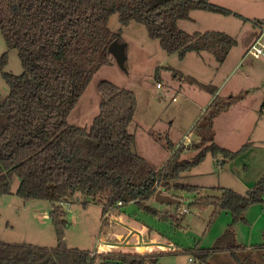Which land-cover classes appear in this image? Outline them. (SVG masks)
Returning <instances> with one entry per match:
<instances>
[{"label": "trees", "instance_id": "obj_1", "mask_svg": "<svg viewBox=\"0 0 264 264\" xmlns=\"http://www.w3.org/2000/svg\"><path fill=\"white\" fill-rule=\"evenodd\" d=\"M196 9L237 14L211 0H0V30L8 47L0 54V71L10 87L7 96L0 94V196L12 193L14 176H18L16 194L25 202L49 200L58 241L55 247L0 241V264H95L99 257L101 262L115 264H150L166 253H185L206 264L216 251L230 252L236 264H260L251 254L240 257L238 251L246 246L238 242L235 227L249 223L246 214L251 206L264 205V176L246 193L218 185L210 187L215 194H203V186L179 180L208 153L232 161L251 141L232 150L214 139L176 145L168 133L159 134L158 140H165L174 152L157 169L138 152L136 134L129 130L137 109L136 93L110 80L98 83L102 98L91 125L68 122L95 73L114 63L109 45L114 40L124 42L123 27L113 31L109 26L114 13L122 26L132 21L144 24L168 53L184 58L192 51L209 52L222 64L238 40L223 30L182 29L179 21L191 18ZM253 22L260 25L264 19ZM11 49L17 50L21 60L20 74L6 70ZM187 80L212 95L217 92L216 85ZM231 104L216 95L209 119L213 121L217 112ZM186 149L196 153L184 158ZM159 189L167 194L194 192L188 210L212 207L210 224L222 211L230 213L231 221L211 247L197 242L173 252L109 251L92 256L89 250L67 245L70 222L64 203L78 195L100 203L103 229L110 223L107 213H117L129 203L153 216L170 218L148 204ZM262 237L259 248H264V230Z\"/></svg>", "mask_w": 264, "mask_h": 264}, {"label": "rangeland", "instance_id": "obj_2", "mask_svg": "<svg viewBox=\"0 0 264 264\" xmlns=\"http://www.w3.org/2000/svg\"><path fill=\"white\" fill-rule=\"evenodd\" d=\"M213 1L237 14L225 15L196 9L192 11L191 18L180 20L179 26L188 32L223 30L236 36L238 43L222 64L209 52L199 54L192 51L184 58L176 53H168L158 39L149 35L144 24L132 21L122 26L118 14H112L110 28L118 31L123 27L122 36L127 44L125 67H121L115 58L113 64L100 67L70 113L68 122L89 127L99 113L102 96L98 83L110 80L136 93L137 109L129 130L136 134L138 152L157 169H161L174 152L166 147L165 140H158L159 134L168 133L176 145L184 143L188 137L199 142L214 139L232 150H238L251 141L232 161L225 162L221 156L214 157L208 153L202 163L179 179L181 182L203 186V194H215L210 187L218 185L246 193L264 176V60L249 57L255 62L254 70L248 68L246 61L241 62L239 72L233 75L237 80L236 85L225 86L222 95H212L187 78L216 86L223 84L232 72V66L242 57L249 40L259 32L253 20L264 19V0ZM7 50L0 30V54ZM8 55L6 70L20 74L23 66L17 50H9ZM159 82L161 86H158ZM9 92L10 87L0 71V94L5 97ZM216 95L222 100H230L232 104L217 112L211 121L209 117L215 109L211 102ZM195 153L193 149H186L182 157H191ZM19 183V177L14 176L12 193L0 196V241L57 246L55 228L49 217L51 202H25L16 194ZM169 195L179 202L160 203L154 194L148 204L159 209L162 215L168 213L170 218L153 216L140 210L135 203H129L119 211L123 214L125 223L110 220L109 225L103 229L102 205L93 202L91 198L78 195L74 200L63 204L65 217L70 222V227L66 230L67 245L94 252L97 249L120 251V246L129 243L134 246L126 251L134 252L139 251L137 244L140 233L147 232L151 235L150 242L147 243L149 250L154 249L152 242L174 244L182 249L193 247L197 242L201 247H211L230 223H227L229 218L231 221L230 213L222 211L210 224L212 207L203 211L190 209L184 213L185 209H189L188 201L196 195L194 192L172 190ZM85 202H88L87 206L84 205ZM246 217L249 223L241 222L236 225L237 240L246 246L238 254L240 257L251 254L260 264H264V259L259 257V244L263 242L264 205L251 206ZM178 223L181 226H177ZM189 257L185 253H166L159 259L163 264H187ZM99 263L100 257L95 264ZM206 264L236 263L230 252L216 251Z\"/></svg>", "mask_w": 264, "mask_h": 264}, {"label": "built area", "instance_id": "obj_3", "mask_svg": "<svg viewBox=\"0 0 264 264\" xmlns=\"http://www.w3.org/2000/svg\"><path fill=\"white\" fill-rule=\"evenodd\" d=\"M249 57L254 58H262L264 59V23L259 25V32L257 33L256 37L254 38L253 42L247 49L245 53L244 59L247 60ZM158 86H161V84L158 83ZM188 142L185 141V143ZM189 143V142H188ZM187 144V143H186ZM122 202H119L118 204L121 205ZM120 211V210H119ZM117 211V213L108 212L106 216L109 217L110 220L123 224L125 222V219L123 217V214ZM188 209H185V212H187ZM150 242V236L146 232L140 233L139 235V243L137 244L139 251H142V247L144 248L147 246V243ZM154 245L153 251H159V252H173L177 249V246L174 244H166V243H160V242H152ZM134 245L129 243H124L121 247L120 251H126V249L133 247ZM112 250H99L97 249L94 252H91V255L100 254L103 252H109ZM152 264H163L160 259H158L155 263ZM187 264H202L199 259L195 258L194 256H190L188 259Z\"/></svg>", "mask_w": 264, "mask_h": 264}, {"label": "water", "instance_id": "obj_4", "mask_svg": "<svg viewBox=\"0 0 264 264\" xmlns=\"http://www.w3.org/2000/svg\"><path fill=\"white\" fill-rule=\"evenodd\" d=\"M126 46L127 44L125 42H120L118 40H114L110 45H109V52L113 55L117 63L121 67H125V60H126ZM156 199L160 203H165V204H172V203H178L179 200L177 198L172 197L171 195L163 192L161 189L157 190L156 193ZM142 253L145 252V249L142 248ZM99 264H115L112 262H101Z\"/></svg>", "mask_w": 264, "mask_h": 264}, {"label": "crops", "instance_id": "obj_5", "mask_svg": "<svg viewBox=\"0 0 264 264\" xmlns=\"http://www.w3.org/2000/svg\"><path fill=\"white\" fill-rule=\"evenodd\" d=\"M212 2H214L213 0H211ZM216 3H219V2H217V1H215ZM191 17H192V15H191ZM257 26H258V29H259V24H257ZM257 35V34H256ZM256 35H254L252 38H251V40H249V43L247 44L248 46L253 42V40H254V37H256ZM248 46H246V49H245V51L243 52V54H242V57L241 58H239L236 62H235V64L232 66V72L229 74V76L227 77V78H225V80H224V82H223V84L222 85H220V86H217V94L218 95H222V90H223V88L225 87V86H227V85H232V86H235L236 85V83H237V80H235V78H233V75H235L236 73H238L239 72V70H240V67H239V65H240V63L241 62H244V61H246L247 62V64H248V68L250 69V70H254V61L253 60H251V59H248V60H245L244 59V57H245V53H246V51H247V48H248ZM234 48V47H233ZM233 48H232V50H233ZM232 50H231V52H232ZM231 52H230V54H231ZM200 54V53H199ZM229 54V55H230ZM229 55H228V57H229ZM227 57V58H228ZM262 60H264V59H262ZM225 62V61H224ZM223 62V63H224ZM241 72V71H240ZM232 74V75H231ZM262 109L264 110V104L262 105ZM189 142L191 141V138L190 137H188V139H187ZM197 141V140H196ZM226 216V219H227V215H225ZM124 217V216H123ZM230 222V218H229V220H228V222L227 223H229ZM125 223V222H124ZM263 230H264V228H263ZM263 230H262V232H263ZM236 231H237V227H236ZM147 233V232H146ZM238 233V232H237ZM147 234H149V233H147ZM149 236H150V238H151V235L149 234ZM260 245V244H259ZM143 248V247H142ZM145 248V250H149L148 249V247L147 246H145L144 247ZM155 248V247H154ZM149 251H153V250H149ZM259 257L261 258V259H264V248H260V254H259Z\"/></svg>", "mask_w": 264, "mask_h": 264}]
</instances>
